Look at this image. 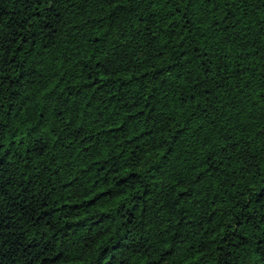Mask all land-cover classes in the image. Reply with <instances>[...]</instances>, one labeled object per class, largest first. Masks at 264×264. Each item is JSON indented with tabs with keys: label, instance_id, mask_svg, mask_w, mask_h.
Returning <instances> with one entry per match:
<instances>
[{
	"label": "trees",
	"instance_id": "obj_1",
	"mask_svg": "<svg viewBox=\"0 0 264 264\" xmlns=\"http://www.w3.org/2000/svg\"><path fill=\"white\" fill-rule=\"evenodd\" d=\"M0 264H264V0H0Z\"/></svg>",
	"mask_w": 264,
	"mask_h": 264
}]
</instances>
